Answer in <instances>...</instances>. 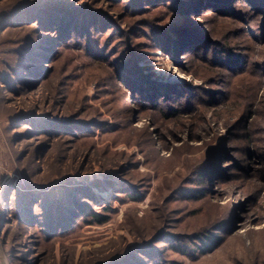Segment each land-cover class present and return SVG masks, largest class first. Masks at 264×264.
Masks as SVG:
<instances>
[{
  "label": "rangeland",
  "instance_id": "374dc122",
  "mask_svg": "<svg viewBox=\"0 0 264 264\" xmlns=\"http://www.w3.org/2000/svg\"><path fill=\"white\" fill-rule=\"evenodd\" d=\"M0 264H264V0H0Z\"/></svg>",
  "mask_w": 264,
  "mask_h": 264
},
{
  "label": "trees",
  "instance_id": "16d2710c",
  "mask_svg": "<svg viewBox=\"0 0 264 264\" xmlns=\"http://www.w3.org/2000/svg\"><path fill=\"white\" fill-rule=\"evenodd\" d=\"M97 223H105L107 221L106 218H101L98 214H96Z\"/></svg>",
  "mask_w": 264,
  "mask_h": 264
}]
</instances>
